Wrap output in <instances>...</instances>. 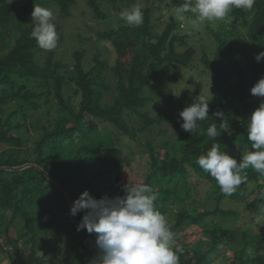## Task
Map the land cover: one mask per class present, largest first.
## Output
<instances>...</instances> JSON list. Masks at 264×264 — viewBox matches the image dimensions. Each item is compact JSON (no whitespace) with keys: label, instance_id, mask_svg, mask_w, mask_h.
<instances>
[{"label":"trees","instance_id":"obj_1","mask_svg":"<svg viewBox=\"0 0 264 264\" xmlns=\"http://www.w3.org/2000/svg\"><path fill=\"white\" fill-rule=\"evenodd\" d=\"M84 1L93 19L116 21L110 30L97 33V40L114 45L117 58L113 66L96 54L93 66L86 71L82 51L72 54L70 64L56 61L52 52L38 56L40 47L30 35L34 26L28 24L34 6L54 4L67 19L77 0H0V236L13 252L9 263L89 264L97 255L96 234L86 229L77 231L86 213L72 216L70 210L84 191L95 199H112L125 194L126 183L123 163L117 155L108 154L110 145L95 134L96 119L132 142L154 126L175 121L177 145L145 144L149 168L140 184H148L158 194L155 203L162 214L178 209L174 223L168 225L175 234L173 249L183 250L178 253L179 264H209L220 245H232L231 227L238 228L241 248L234 250L229 264H264V233L254 234L249 228L255 216H264V177L251 168L246 170L247 180L237 194L249 192L254 197L249 202L236 199L244 204L243 209L238 205L224 209L223 200L232 197L224 195L216 180L196 163L214 142L238 162L253 150L247 127L264 100L250 93L264 77V60H255L264 51V0H256L251 11L233 9L229 13L239 20L244 38L230 40L221 30L213 32V55L203 54L200 60L203 69L211 73L214 93L207 98L209 118L199 122L193 135L183 131L178 114L201 95V84L174 95L151 90L162 68H187L195 57L192 47L178 50L186 47V37L178 34L179 23L170 18L158 33L151 19L152 8L148 7L143 10L142 25L130 27L118 17L108 16L100 0ZM120 1L128 7L136 0ZM183 2L170 0L175 10ZM128 48L131 57L124 63ZM107 70L115 79L116 94L111 103L104 101L111 92ZM74 98L79 99L73 104ZM155 100L168 103L169 108L152 117L146 108ZM218 110L229 120L232 135L219 129L221 121L213 116ZM39 122L43 125L36 129ZM213 123L222 132L215 140L207 137V128ZM109 165L114 185L100 190L98 181L108 175ZM202 186L214 204L208 209L197 205L193 197L201 193ZM37 210L41 217L38 227ZM208 218L219 222L206 230L209 240L199 251L195 242L186 243L183 236L188 229L199 236L200 224ZM11 229L14 238L9 234Z\"/></svg>","mask_w":264,"mask_h":264},{"label":"clouds","instance_id":"obj_2","mask_svg":"<svg viewBox=\"0 0 264 264\" xmlns=\"http://www.w3.org/2000/svg\"><path fill=\"white\" fill-rule=\"evenodd\" d=\"M256 0H184L176 6L177 16L183 20L186 14L195 15L198 22H211L225 19L233 9L251 11ZM34 27L31 32L37 45L44 50L56 49L58 35L51 10L34 6L31 13ZM120 19L127 26L138 27L143 23V11L140 5L124 9L119 13ZM259 63L264 60V51L255 56ZM254 97L264 98V77L250 89ZM209 100L199 95L191 105L179 112L183 131L195 134L199 122L209 118ZM213 116L221 123L219 129L232 135L229 120L223 111H216ZM179 122V121H178ZM217 123L207 128V137L215 140L222 134ZM247 140L251 142L252 151L246 152L238 162L221 150V145L214 142L206 152L200 155L196 163L213 177L220 191L226 195L234 194L239 186L246 182V170L252 169L264 177V100L248 120ZM124 195L108 199H95L84 191L74 201L70 215L75 216L84 211L77 231L95 233L98 253L89 264H179V255L183 250L172 247L174 232L168 221L156 207L158 194L148 184H126Z\"/></svg>","mask_w":264,"mask_h":264},{"label":"rangeland","instance_id":"obj_3","mask_svg":"<svg viewBox=\"0 0 264 264\" xmlns=\"http://www.w3.org/2000/svg\"><path fill=\"white\" fill-rule=\"evenodd\" d=\"M100 2L102 3V9L108 12V16H115L119 19V13L122 10L130 9L134 5H140L142 11L148 7L152 8L151 19L155 26V30L158 33H161L170 18H173L179 23L178 34L186 37V47H178V50L182 52L187 47L195 49L196 54L189 67L166 66L158 72L157 78L153 82L154 88L151 89L153 92L161 91L165 94L174 95L180 93L183 89L193 88L196 84L200 83L202 88L201 95L210 98L214 93L213 87L210 83L211 73L206 72L203 69L200 59L203 54H206L208 57H212L213 55L216 47L213 32L221 30L222 36L230 40L239 36L242 37L243 34L239 20L232 18L229 14L223 20L211 22L205 21L201 23L196 21L194 14L189 13L186 14L185 19L181 20L177 16L176 10L171 6L170 0H136L134 4L128 7H126L120 0H100ZM43 7L53 12V22L55 23L59 39L56 49L47 51L39 48L38 56L44 57L52 52L56 61L70 64L73 60L72 54L75 51H82L84 53L82 62L86 71L93 66V58L96 54H99L100 58L106 61L109 66L114 65L117 54L112 42L97 40V33L108 31L116 25L114 19L112 20L111 18H108L103 21L93 19L92 10L86 5L84 0H77L76 6L71 8V16L67 19L61 17L56 5L46 3ZM33 23L34 20L31 15L28 24L34 26ZM242 38H244V36ZM130 49L131 48L127 49V53L123 57L122 62H129L131 57ZM41 61L43 62V58H41ZM105 75L106 83L110 86L111 92L106 94L104 101L111 103L116 94L114 89L115 79L114 75L109 70L106 71ZM67 92H70V90H67ZM78 99L79 98H74L72 103H77ZM168 108V103L155 100L147 106L146 110L150 113V116L154 117L160 113H165ZM94 122L97 125L95 134L104 139L106 143L110 145L108 154L111 156L117 155L120 162L123 163V178L126 184H140L144 181L149 168L148 156L146 149L144 148L147 142H151L153 145H158L164 142H169L171 145H177L179 142V137L174 129V120L166 122L161 126H154L151 132L140 135L136 142H132L125 137L119 136L111 126H108L100 120L94 119ZM42 125L43 123H37L35 126L38 128L36 129H41ZM33 132L34 131H31L32 135H34ZM112 139L114 140V145L111 144ZM2 148L3 146L0 147V151ZM107 167L108 175L102 177L98 181L100 184V190L108 189L111 185H114L112 167L110 165ZM204 189L205 187L203 188L202 186L200 188L201 193L198 196L193 194V197L197 205H201L205 209H208L214 204L212 200H209L206 197ZM115 196H117V193ZM231 197V199L234 200H231L228 197L223 200L222 207L224 209L237 205L240 209H243L244 204H242V202L237 203L236 199L239 197V199H244L249 202L254 195L249 194V192L241 195L239 193L237 194L236 191ZM177 212L178 209L175 208L174 211L165 215L168 223H174ZM39 216L37 210L35 214L37 227L41 222V217ZM218 222L219 221L216 219L208 218L200 224L198 230V234H200L199 236H196L190 231L191 229H188L189 231L187 230L185 232L183 239L186 243L195 242L197 250L202 251L209 240V235L206 230L209 229L212 224ZM17 223L18 226L22 225V221L19 219L17 220ZM224 227H226V225ZM249 228L254 234H263L264 216H255V218L250 221ZM231 229L230 238L233 241L232 245L227 248L220 245L218 247L217 255L210 259L209 264H229L234 250L241 248L238 228L231 227ZM9 234L14 238L15 231L11 229ZM25 248L27 249L26 246ZM10 254H13V252L6 247L4 236H0V264H10L8 258Z\"/></svg>","mask_w":264,"mask_h":264},{"label":"water","instance_id":"obj_4","mask_svg":"<svg viewBox=\"0 0 264 264\" xmlns=\"http://www.w3.org/2000/svg\"><path fill=\"white\" fill-rule=\"evenodd\" d=\"M2 170V169H1Z\"/></svg>","mask_w":264,"mask_h":264}]
</instances>
